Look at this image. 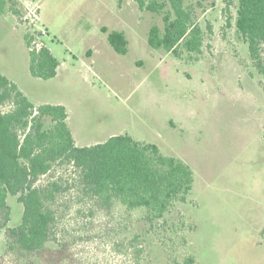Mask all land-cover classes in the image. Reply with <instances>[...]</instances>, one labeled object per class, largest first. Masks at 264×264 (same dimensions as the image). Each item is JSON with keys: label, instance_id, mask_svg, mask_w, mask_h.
<instances>
[{"label": "rangeland", "instance_id": "374dc122", "mask_svg": "<svg viewBox=\"0 0 264 264\" xmlns=\"http://www.w3.org/2000/svg\"><path fill=\"white\" fill-rule=\"evenodd\" d=\"M13 1L20 13L0 16V73L34 104L64 105L77 146L128 134L193 171L187 201L174 205L166 224L117 207L89 211L73 189L62 192L54 204L57 245L38 263L135 264L116 244L139 234L143 263L171 264L170 253L197 264H264V76L236 33L237 0H183L203 43L200 53L179 55L148 46V30L162 29V15L134 0ZM103 28L124 33L126 53L113 49ZM27 32L32 46H46L58 60L53 78L30 74ZM70 170L54 169L64 182ZM8 204L13 227L22 205L15 196ZM4 243L1 228L0 264H18Z\"/></svg>", "mask_w": 264, "mask_h": 264}, {"label": "trees", "instance_id": "16d2710c", "mask_svg": "<svg viewBox=\"0 0 264 264\" xmlns=\"http://www.w3.org/2000/svg\"><path fill=\"white\" fill-rule=\"evenodd\" d=\"M139 9L160 13L162 29L150 26L147 44L174 55L200 53L202 30L183 7V0H134ZM13 0H0V16ZM169 5L168 10H164ZM11 8V9H10ZM234 26L246 43L248 55L264 76V0H237ZM107 32L106 28H103ZM29 50V72L44 80L53 78L59 65L50 49L32 46L34 36L24 35ZM108 43L120 54L127 51L123 32H107ZM8 105V109L4 106ZM62 104H34L7 76L0 73V229L5 230L4 251L15 255L18 264H39L40 254L57 245L54 225L59 194L74 190L77 202L96 209L119 210L152 224L167 223L165 216L177 202H186L193 185V171L185 160L165 155L156 144L140 142L128 134H115L103 142L77 146ZM69 166L73 177L64 182L54 171ZM46 177V181H41ZM22 205L19 224L10 220L8 197ZM79 210V209H78ZM79 212V211H78ZM175 227L176 231H183ZM194 226L190 225V230ZM139 234L116 244L135 264L145 259ZM171 257V264H197L192 255Z\"/></svg>", "mask_w": 264, "mask_h": 264}]
</instances>
